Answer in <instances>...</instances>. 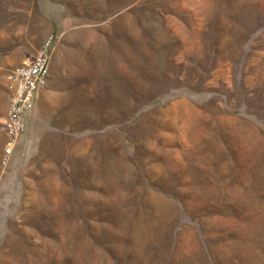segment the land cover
I'll return each instance as SVG.
<instances>
[{
  "label": "rangeland",
  "instance_id": "1",
  "mask_svg": "<svg viewBox=\"0 0 264 264\" xmlns=\"http://www.w3.org/2000/svg\"><path fill=\"white\" fill-rule=\"evenodd\" d=\"M0 264H264V0H0Z\"/></svg>",
  "mask_w": 264,
  "mask_h": 264
},
{
  "label": "built area",
  "instance_id": "2",
  "mask_svg": "<svg viewBox=\"0 0 264 264\" xmlns=\"http://www.w3.org/2000/svg\"><path fill=\"white\" fill-rule=\"evenodd\" d=\"M49 40L33 55L12 66L8 73V103L2 128L6 142L2 150L8 160L26 127L27 114L31 110L38 91L45 85L49 69Z\"/></svg>",
  "mask_w": 264,
  "mask_h": 264
},
{
  "label": "bare ground",
  "instance_id": "3",
  "mask_svg": "<svg viewBox=\"0 0 264 264\" xmlns=\"http://www.w3.org/2000/svg\"><path fill=\"white\" fill-rule=\"evenodd\" d=\"M194 50V49H193Z\"/></svg>",
  "mask_w": 264,
  "mask_h": 264
}]
</instances>
